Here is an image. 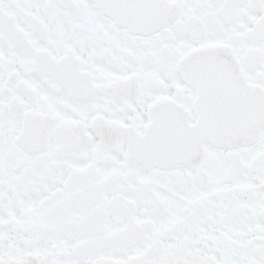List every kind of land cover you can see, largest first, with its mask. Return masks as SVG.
<instances>
[{
    "label": "snow or ice",
    "instance_id": "6c2138e0",
    "mask_svg": "<svg viewBox=\"0 0 264 264\" xmlns=\"http://www.w3.org/2000/svg\"><path fill=\"white\" fill-rule=\"evenodd\" d=\"M0 264H264V0H0Z\"/></svg>",
    "mask_w": 264,
    "mask_h": 264
}]
</instances>
